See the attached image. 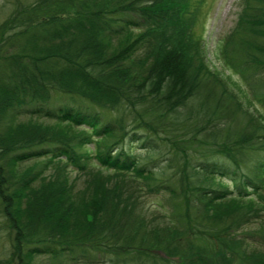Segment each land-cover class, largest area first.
<instances>
[{
	"label": "trees",
	"instance_id": "16d2710c",
	"mask_svg": "<svg viewBox=\"0 0 264 264\" xmlns=\"http://www.w3.org/2000/svg\"><path fill=\"white\" fill-rule=\"evenodd\" d=\"M239 3L240 83L200 1L10 0L0 264H264V0Z\"/></svg>",
	"mask_w": 264,
	"mask_h": 264
},
{
	"label": "rangeland",
	"instance_id": "374dc122",
	"mask_svg": "<svg viewBox=\"0 0 264 264\" xmlns=\"http://www.w3.org/2000/svg\"><path fill=\"white\" fill-rule=\"evenodd\" d=\"M200 1L201 12L199 20L197 22L198 32L201 33L203 42L206 49V58L211 68L218 70L219 72L229 75L233 80L240 83V78L230 70H228L222 59L220 53V45L222 39L231 31L237 20L240 3L239 0H194ZM10 9V0H0V21L7 15ZM240 86L245 89L241 83ZM261 111V106H256ZM146 209L150 215H157L161 209V204L167 203L160 196H149L145 199ZM168 207V206H167ZM259 229V225L253 224L251 231L255 232ZM5 233L0 231V249L2 246L7 245ZM37 264H52L48 257L40 258Z\"/></svg>",
	"mask_w": 264,
	"mask_h": 264
}]
</instances>
